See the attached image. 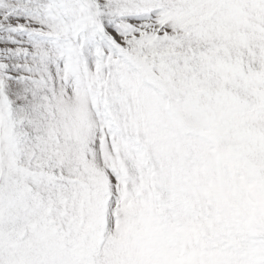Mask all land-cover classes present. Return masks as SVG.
Here are the masks:
<instances>
[{
	"label": "snow or ice",
	"instance_id": "snow-or-ice-1",
	"mask_svg": "<svg viewBox=\"0 0 264 264\" xmlns=\"http://www.w3.org/2000/svg\"><path fill=\"white\" fill-rule=\"evenodd\" d=\"M0 264H264V0H0Z\"/></svg>",
	"mask_w": 264,
	"mask_h": 264
}]
</instances>
